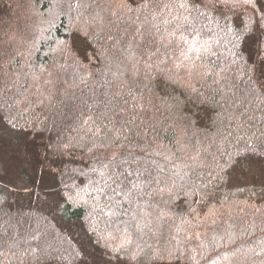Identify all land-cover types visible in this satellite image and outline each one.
<instances>
[{"label": "trees", "instance_id": "1", "mask_svg": "<svg viewBox=\"0 0 264 264\" xmlns=\"http://www.w3.org/2000/svg\"><path fill=\"white\" fill-rule=\"evenodd\" d=\"M0 155V264H264V0H0Z\"/></svg>", "mask_w": 264, "mask_h": 264}, {"label": "rangeland", "instance_id": "2", "mask_svg": "<svg viewBox=\"0 0 264 264\" xmlns=\"http://www.w3.org/2000/svg\"><path fill=\"white\" fill-rule=\"evenodd\" d=\"M0 158H4V156L0 155ZM6 163L8 162V164L10 165V169H12V171L14 172V163H16L15 161H13L12 159H8L6 160ZM17 165V163H16ZM7 167V166H6ZM19 171V170H18ZM243 175H237V182L238 184L244 183V184H260L262 186H264V170L261 169H255L251 170V172L249 173H244L242 172ZM236 179H234L235 181ZM233 185H235L236 183L232 182Z\"/></svg>", "mask_w": 264, "mask_h": 264}, {"label": "snow or ice", "instance_id": "3", "mask_svg": "<svg viewBox=\"0 0 264 264\" xmlns=\"http://www.w3.org/2000/svg\"><path fill=\"white\" fill-rule=\"evenodd\" d=\"M185 43H186V41H185ZM129 175H131V173H129Z\"/></svg>", "mask_w": 264, "mask_h": 264}]
</instances>
